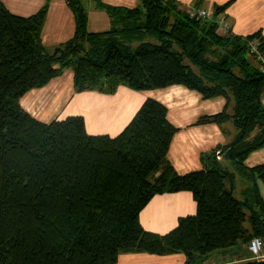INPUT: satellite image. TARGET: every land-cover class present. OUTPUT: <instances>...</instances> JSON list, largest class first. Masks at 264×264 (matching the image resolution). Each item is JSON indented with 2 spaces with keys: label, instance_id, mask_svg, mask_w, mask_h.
<instances>
[{
  "label": "trees",
  "instance_id": "1",
  "mask_svg": "<svg viewBox=\"0 0 264 264\" xmlns=\"http://www.w3.org/2000/svg\"><path fill=\"white\" fill-rule=\"evenodd\" d=\"M51 0L30 15L0 0V264H116L124 252L184 253L189 264H232L224 251L264 240V162L246 158L264 148V71L249 41L192 15L176 0H141L135 7L100 3L111 25L90 31L81 0H66L75 35L53 51L43 43ZM200 8V1L195 3ZM150 38H155L153 42ZM135 42H138L135 45ZM77 91H117L120 83L152 90L184 85L225 107L196 124L231 121L234 140L201 154L202 168L180 174L169 159L178 131L169 108L147 97L117 135L90 134L83 115L43 122L20 103L65 69ZM234 170L218 158V151ZM237 175L247 181L235 195ZM189 191L197 211L161 234L146 230L140 213L166 192Z\"/></svg>",
  "mask_w": 264,
  "mask_h": 264
},
{
  "label": "crops",
  "instance_id": "2",
  "mask_svg": "<svg viewBox=\"0 0 264 264\" xmlns=\"http://www.w3.org/2000/svg\"><path fill=\"white\" fill-rule=\"evenodd\" d=\"M16 14L30 15L43 6L46 0H3ZM182 7L190 10L200 1L202 8L213 10L216 5L231 3L219 14L222 22L220 30L246 37L261 32L264 38V0H176ZM88 13L90 31L107 30L111 25L110 17L100 6L104 3L111 6L135 7L141 0H81ZM75 15L66 0H51L47 19L43 28V43L47 50L53 51L58 45L75 35ZM129 87V86H128ZM125 88L127 96L114 100L116 94H105L98 90L77 91L74 86V72L65 69L47 85L28 91L20 100L21 106L33 117L43 122H50L57 117L83 115L90 134L120 133L134 116L147 97L155 98L169 108L168 119L178 127L169 149V159L180 173H188L202 168L201 154L218 145L229 144L234 140L237 130L231 121L223 127L216 123L196 124L202 115L221 112L226 99L217 96L204 99L203 95L185 87L171 85L166 88L133 92ZM118 92V91H117ZM138 95H136V94ZM114 95V96H112ZM89 97L97 98L96 108L87 111L85 105ZM88 112V113H87ZM218 158L223 164L234 170L230 161L218 151ZM264 162V148L253 151L245 160V165L256 166ZM247 181L237 177L235 192L241 193ZM264 197V184L260 183ZM240 196V195H239ZM196 201L189 191L166 192L155 195L140 213V221L146 230L167 233L173 229L179 218L195 214ZM230 254L232 264H240L250 258L247 246L220 252L214 260ZM116 264H189L184 253L153 254L148 252H124L119 255Z\"/></svg>",
  "mask_w": 264,
  "mask_h": 264
},
{
  "label": "built area",
  "instance_id": "3",
  "mask_svg": "<svg viewBox=\"0 0 264 264\" xmlns=\"http://www.w3.org/2000/svg\"><path fill=\"white\" fill-rule=\"evenodd\" d=\"M192 15H198L200 17L215 20L214 10H209L207 8H196L192 7L190 9ZM219 27L222 26V22L218 20ZM250 52L257 55V59L260 61L261 68L264 71V54L258 48L257 40L249 41ZM249 251L251 253L252 259H264V240L261 237H254L249 243ZM207 264H228L227 262H208Z\"/></svg>",
  "mask_w": 264,
  "mask_h": 264
},
{
  "label": "rangeland",
  "instance_id": "4",
  "mask_svg": "<svg viewBox=\"0 0 264 264\" xmlns=\"http://www.w3.org/2000/svg\"><path fill=\"white\" fill-rule=\"evenodd\" d=\"M150 40L151 41H153V42H155V41H157L155 38H150ZM138 44V42H135V45H137ZM126 87H128V85L127 84H124V83H120V85L118 86V88H117V91L116 92H114V93H105V92H101V93H105V94H116L117 93V95L116 96H114V95H112V96H114L113 97V99L114 100H117V99H119L121 96H123V95H125V96H127L126 94H128V92H126L125 91V88ZM129 88V87H128ZM131 88V87H130ZM129 88V89H130ZM131 90H134L133 92H136V90L135 89H131ZM136 94V93H135ZM137 95V94H136ZM138 96V95H137ZM85 105H88V109H87V111H90L91 109H93V108H96V106H97V98L95 97H89L88 98V100H87V102H86V104ZM88 113V112H87ZM237 177H238V175H237ZM236 177V178H237ZM246 186V185H245ZM235 195L236 196H238L239 197V193L237 192V193H235ZM243 248H245V246L243 245ZM215 262H218V261H215ZM222 263V262H221ZM227 263H228V261H227Z\"/></svg>",
  "mask_w": 264,
  "mask_h": 264
}]
</instances>
